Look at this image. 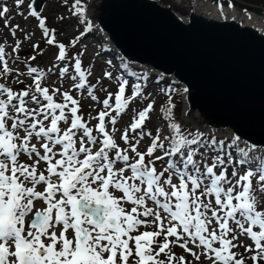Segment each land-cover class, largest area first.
<instances>
[{"label": "snow or ice", "instance_id": "snow-or-ice-1", "mask_svg": "<svg viewBox=\"0 0 264 264\" xmlns=\"http://www.w3.org/2000/svg\"><path fill=\"white\" fill-rule=\"evenodd\" d=\"M11 3L0 2L11 37L0 39V264H264V148L177 122L171 85L153 132L146 74L120 57L90 79L86 0H61L55 24L83 28L66 41L43 0ZM13 11L36 21L38 41ZM51 49L48 66L33 63Z\"/></svg>", "mask_w": 264, "mask_h": 264}, {"label": "water", "instance_id": "water-1", "mask_svg": "<svg viewBox=\"0 0 264 264\" xmlns=\"http://www.w3.org/2000/svg\"><path fill=\"white\" fill-rule=\"evenodd\" d=\"M87 5L88 18L124 59L188 89L183 117L191 125L229 137L242 133L264 148L263 25L229 16L228 9L222 19L219 8L202 0Z\"/></svg>", "mask_w": 264, "mask_h": 264}, {"label": "rangeland", "instance_id": "rangeland-1", "mask_svg": "<svg viewBox=\"0 0 264 264\" xmlns=\"http://www.w3.org/2000/svg\"><path fill=\"white\" fill-rule=\"evenodd\" d=\"M69 1H70V4H71L72 0H69ZM87 1L88 0H86V3H87ZM241 2H243V1H241ZM252 4H254V3L252 2ZM44 7H45L44 15H46V16L49 17V23L52 22L53 24H55V16L57 14H65L66 15V13H67V15H68V12L66 10V6H63L62 5L61 0H48L45 3ZM240 11H242V10H240ZM15 20H16L15 21V24L19 23L21 25V27H24V28H26L29 31H33V30L36 31V36L34 38L35 41H37V40L40 39L39 30L35 29V27H34L35 24H36V21L35 20H29V21L25 22L19 16H15ZM62 25L63 26L65 25L64 30H63V32H64L63 37H65V38H70V37H72L74 35H78L79 34V31H82L83 30V28H79L76 25L75 19H72L70 21L69 20H65L63 22V24H56V26H58V27L60 26L58 28L60 30L62 29ZM89 37H90V35H89ZM95 37L97 39V40H95V42L101 40V37L98 35V33L96 34ZM86 38H87V36H86ZM86 38H82V40H84ZM59 39H61V36L59 37ZM86 46H87V51L85 53L84 59H86L87 61H85V63L88 65L91 62V60H93V61L96 60V62L98 63L100 61V59L95 54V47H94L95 45L89 42L88 45H86ZM53 51H55V49L46 50L45 55L43 57H38L37 60L40 63L43 62L42 60H44V62H46L47 66H48L49 63H50V60L52 58V52ZM21 54L23 56H27V55H31L32 54L31 49L28 47L27 44L23 45V51L21 52ZM103 66H106V64H103L101 67L98 66V65H96V64L94 65V69H93V73L94 74H93V77L90 78L91 80H93L94 77H96L98 74L101 73V70L103 69ZM53 79H56V77L55 76L51 77V80H53ZM105 82H106V84L108 83L107 81H105ZM114 89H115V85L113 84V85H111V87L109 88V90H114ZM85 103L87 104V101H85ZM156 104H157V113L152 114V120L147 125V127L149 129L153 130V132L155 131V128L158 127V126L165 127V124H164L163 120L160 119V118H158L160 106L163 105V102L162 103H159L158 102ZM138 105L139 104L134 103L131 107L132 108H136V106H138ZM86 109H87V107H85V109H84L85 112H86ZM126 116H127V114L123 116L122 121L126 118ZM175 119H176L177 122H179L177 120L176 116H175ZM124 121L127 123V122H129V119L127 118ZM126 123H124V125H122L121 127L125 126Z\"/></svg>", "mask_w": 264, "mask_h": 264}, {"label": "trees", "instance_id": "trees-1", "mask_svg": "<svg viewBox=\"0 0 264 264\" xmlns=\"http://www.w3.org/2000/svg\"><path fill=\"white\" fill-rule=\"evenodd\" d=\"M223 1L228 2V0H223ZM248 1L255 2V3H258V4L264 5V0H248ZM0 2H6L10 8L12 7L11 0H0ZM259 10L262 11L261 8H259ZM63 15H65V14H63ZM65 16H67V14ZM1 21H3V20H0V22ZM101 47L102 46L99 45L98 46V49L101 50ZM106 50H107L106 51L107 58L109 60H112V62L118 63V62L115 61L116 58L114 56V52L110 48H108V47H106ZM137 73L139 75L143 76L142 74H144L145 72L142 71V70H137ZM146 81H148L149 84H153V86H155V83H156L157 86H162V88H165V86L167 87V85L169 84L168 81H166V80H163V81H159L158 82V81H156V79L154 77L148 76V75H147V80ZM176 87H177L176 85H173V88H176ZM175 100H176V103L179 104V96L176 95V99ZM175 113L176 114L177 113L179 114V107H178V105H177V108L175 110Z\"/></svg>", "mask_w": 264, "mask_h": 264}, {"label": "bare ground", "instance_id": "bare-ground-1", "mask_svg": "<svg viewBox=\"0 0 264 264\" xmlns=\"http://www.w3.org/2000/svg\"><path fill=\"white\" fill-rule=\"evenodd\" d=\"M206 3H207L208 5H210V6H213V7H215V8H218L216 5H214L213 3L209 2V1H206ZM224 8H227L228 10L233 11V12H229V14H228L229 16L233 14V15H235V17H237L238 19H243L246 23H249V22H251V23L255 22V23H256V21H258L261 25L264 26V17H262V15H260V14L252 13V12L248 11L249 13H251V14L253 15V16H252V19H248V17H247L246 15H244L243 11H238L237 8H234V9H237V10L230 9L229 7H224ZM207 9H210V8H207ZM213 11H214V10H213ZM214 12H216V11H214ZM189 117H190L192 120L195 119V116H193V115H189Z\"/></svg>", "mask_w": 264, "mask_h": 264}]
</instances>
